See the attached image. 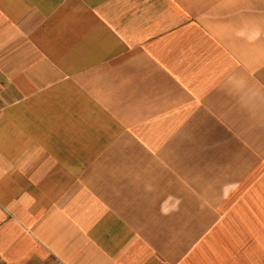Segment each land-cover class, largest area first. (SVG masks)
<instances>
[{
  "label": "crops",
  "instance_id": "crops-1",
  "mask_svg": "<svg viewBox=\"0 0 264 264\" xmlns=\"http://www.w3.org/2000/svg\"><path fill=\"white\" fill-rule=\"evenodd\" d=\"M232 224L264 264V0H0V264H195Z\"/></svg>",
  "mask_w": 264,
  "mask_h": 264
},
{
  "label": "rangeland",
  "instance_id": "rangeland-1",
  "mask_svg": "<svg viewBox=\"0 0 264 264\" xmlns=\"http://www.w3.org/2000/svg\"><path fill=\"white\" fill-rule=\"evenodd\" d=\"M223 231H225V233L222 234L223 237L221 239L217 236L215 241L212 240V244L217 247L216 252H214V249L213 252H208L201 245L191 261L195 262V264H231L234 263L237 257H241V255L234 252L235 246L237 245L234 238L236 232L234 224H232V226H226ZM217 235H219V233ZM225 247L228 248L224 250ZM244 258H246V256H244ZM247 258H251L250 255H248Z\"/></svg>",
  "mask_w": 264,
  "mask_h": 264
}]
</instances>
